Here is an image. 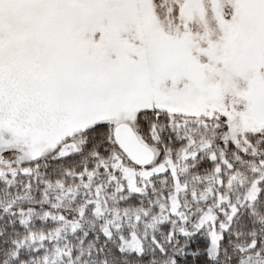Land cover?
<instances>
[{
    "label": "snow or ice",
    "instance_id": "obj_1",
    "mask_svg": "<svg viewBox=\"0 0 264 264\" xmlns=\"http://www.w3.org/2000/svg\"><path fill=\"white\" fill-rule=\"evenodd\" d=\"M0 264H264V0H0Z\"/></svg>",
    "mask_w": 264,
    "mask_h": 264
}]
</instances>
